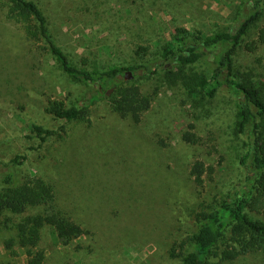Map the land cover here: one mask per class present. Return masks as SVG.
<instances>
[{"label":"rangeland","instance_id":"1","mask_svg":"<svg viewBox=\"0 0 264 264\" xmlns=\"http://www.w3.org/2000/svg\"><path fill=\"white\" fill-rule=\"evenodd\" d=\"M35 1L55 42L73 64L90 70L153 62L178 28L210 35L233 27L240 4ZM262 25L264 13L234 56L240 79L264 83V45L255 50L246 46ZM211 65L209 60L197 67ZM124 74L126 83L152 97L137 123L112 109L117 88L91 105L80 120L57 119L46 110L50 100L82 104L95 85L65 74L46 41L28 39L23 27L0 11V179L7 171L21 182L41 177L55 185L66 209L76 204L79 216H91L85 224L89 233L67 244L45 226L38 247L45 254L42 264H181L170 248L195 230L192 210L215 204L243 179L240 159L246 138L234 130L237 103L226 89L210 100L191 98L168 80L163 67L153 74L136 71L129 79ZM33 124L52 133L42 140ZM185 131L194 132L197 142L185 141ZM196 159L207 167L200 187L190 175ZM263 216L260 212L257 217ZM14 233L0 228V264H28L18 245H4ZM228 236L213 248L207 264H264V249L224 259L221 252L231 243ZM186 247L176 246V252Z\"/></svg>","mask_w":264,"mask_h":264},{"label":"trees","instance_id":"2","mask_svg":"<svg viewBox=\"0 0 264 264\" xmlns=\"http://www.w3.org/2000/svg\"><path fill=\"white\" fill-rule=\"evenodd\" d=\"M0 11L9 21L20 24L28 39L46 41L65 74L86 85H95L82 104L67 106L63 101L50 100L46 110L57 119L80 120L110 88H117L111 99L112 109L120 117L137 123L150 108L152 97L140 86L121 78L127 70L133 74L140 70L153 74L163 67L168 80L180 85L191 98L210 100L219 90L226 89L237 103L234 130L246 138V150L240 159L243 179L234 191L215 204L208 207L203 204L200 209L192 210L195 230L178 244L173 243L170 254L180 257L181 264H207L213 248L228 232L227 240L231 243L221 252L224 259L264 249V216L257 217L260 212L264 214V83L250 77L238 78L234 63L238 49L264 13V0H240L233 27L210 35L196 29L178 28L153 62L127 67L114 65L103 70H90L71 62L52 38L46 16L35 0H0ZM258 44L264 45V25L246 46L248 50H255ZM209 60L212 65L207 69L197 67ZM32 129L42 140L52 133L39 124H33ZM182 136L187 142L198 140L192 131H185ZM206 170L202 160L196 159L191 165V180L197 187L203 185ZM61 196L55 185L41 177L33 176L21 182L13 171L4 173L0 179V228L15 232L4 241L5 247L12 249L18 245L25 252L28 264H42L45 254L38 247L45 226H50L64 244L89 233L85 224L91 216H79L76 210L80 207L76 204H72L76 210L66 209ZM30 209L37 211L28 214ZM176 246L181 250L187 246V249L177 253Z\"/></svg>","mask_w":264,"mask_h":264},{"label":"water","instance_id":"3","mask_svg":"<svg viewBox=\"0 0 264 264\" xmlns=\"http://www.w3.org/2000/svg\"><path fill=\"white\" fill-rule=\"evenodd\" d=\"M132 71H130V70H127L126 72H125V74H124V77H125V79H129V78H131L132 77ZM111 90H112V88H110L108 91H107V94H109L110 92H111Z\"/></svg>","mask_w":264,"mask_h":264}]
</instances>
